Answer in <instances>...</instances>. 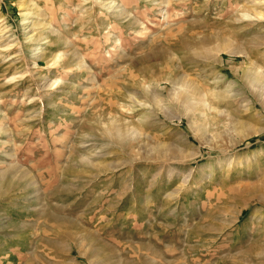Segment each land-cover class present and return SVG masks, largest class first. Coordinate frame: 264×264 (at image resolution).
<instances>
[{
	"label": "rangeland",
	"instance_id": "1",
	"mask_svg": "<svg viewBox=\"0 0 264 264\" xmlns=\"http://www.w3.org/2000/svg\"><path fill=\"white\" fill-rule=\"evenodd\" d=\"M261 13L0 0V264H264Z\"/></svg>",
	"mask_w": 264,
	"mask_h": 264
},
{
	"label": "bare ground",
	"instance_id": "2",
	"mask_svg": "<svg viewBox=\"0 0 264 264\" xmlns=\"http://www.w3.org/2000/svg\"><path fill=\"white\" fill-rule=\"evenodd\" d=\"M261 14H262L261 17L263 18L264 17V13H261ZM37 25H38V23L34 22V25H33L32 29H35V27ZM35 49H38V47H35L32 50H35ZM247 71H248V69H247ZM245 79H246V82L251 87L252 94L256 97V100L260 101L263 104V106H264V71L257 70L255 68L253 71L247 73V75L245 76ZM178 82H180V81H178ZM179 84H181V83H179ZM190 86H191V84H189V83H184L182 85L183 90H182V92L180 91L178 100L181 103H183V104L186 103L189 110H194L195 108H201V110H202V108L207 104L205 99H204V97L202 96V92L199 91V90L196 92V90L194 89L196 93L195 92L194 93L193 92L189 93L188 89L190 90V88H188V87H190ZM237 96L238 97L239 96L242 97V95H240V94L237 95ZM243 100L247 101V103L244 104V107H245L246 111L247 110H254L255 104H254L253 100H249L247 98H243ZM250 133H252V132H245L244 134L248 135ZM118 135L120 136L122 134H120V132H118Z\"/></svg>",
	"mask_w": 264,
	"mask_h": 264
}]
</instances>
